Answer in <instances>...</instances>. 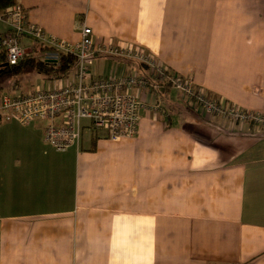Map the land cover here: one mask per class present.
Wrapping results in <instances>:
<instances>
[{"label":"crops","instance_id":"crops-1","mask_svg":"<svg viewBox=\"0 0 264 264\" xmlns=\"http://www.w3.org/2000/svg\"><path fill=\"white\" fill-rule=\"evenodd\" d=\"M15 5L49 37L76 45L86 24L96 45L139 46L209 97L264 113V0ZM87 65L148 74L100 52ZM134 92L161 110L128 138L84 128L58 151L45 120L0 124V264H264L263 128L208 116L176 87Z\"/></svg>","mask_w":264,"mask_h":264},{"label":"built area","instance_id":"built-area-1","mask_svg":"<svg viewBox=\"0 0 264 264\" xmlns=\"http://www.w3.org/2000/svg\"><path fill=\"white\" fill-rule=\"evenodd\" d=\"M0 21L10 27L0 33V51L4 52L6 62L10 65L18 64L32 52V49L21 44V38L25 36L61 51L72 52L78 59L76 69L60 84L26 93L4 92L0 97V124L16 120L21 125H29L45 120L44 139L58 151L77 145L84 128L106 130L114 140L134 136L142 111L153 109V105L134 91L157 89L159 81L174 82L208 116L222 115L232 122H248L264 130V113L244 110L234 104L210 98L203 88H196L191 82L168 74V69L158 64L143 49L132 45H96L92 39V28L86 24L82 26L80 42L70 45L56 37L47 36L41 27L30 24L24 10L17 5L1 11ZM97 52L140 61L147 65L148 74L95 76L87 61ZM84 121H87L88 126L84 125Z\"/></svg>","mask_w":264,"mask_h":264},{"label":"trees","instance_id":"trees-1","mask_svg":"<svg viewBox=\"0 0 264 264\" xmlns=\"http://www.w3.org/2000/svg\"><path fill=\"white\" fill-rule=\"evenodd\" d=\"M15 4L16 0H0V12ZM77 64L78 59L74 53L61 51L36 39H34L33 51L16 65L8 64L4 52L0 51V97L6 89H18L23 78L32 74H41L49 81L67 78L76 69ZM167 72L172 74L169 70ZM8 83L12 86L10 87ZM159 85L157 89L151 91L171 87V83L167 81H159Z\"/></svg>","mask_w":264,"mask_h":264},{"label":"rangeland","instance_id":"rangeland-1","mask_svg":"<svg viewBox=\"0 0 264 264\" xmlns=\"http://www.w3.org/2000/svg\"><path fill=\"white\" fill-rule=\"evenodd\" d=\"M110 44H113V43H110ZM120 46V45H119ZM123 47H128V46H123ZM132 47H138V48H140L141 50H142V48L141 47H139V46H135V45H132ZM145 51V50H144ZM146 52V51H145ZM147 53V55H150V56H152V58H154V59H156V57L155 56H153V55H151V54H149L148 52H146ZM109 57H113V58H117L118 60H120V61H122V62H130L129 63V65H131L132 66V68L133 67H135L136 66V64H140V65H142L143 67H145V70H147L148 71V67H147V65H145V64H143V63H141L140 61H137V60H135V59H127V58H119V57H115V56H109ZM157 63L158 64H160L158 61H157ZM137 67V66H136ZM134 73H136V74H144V73H139L138 72V69H136V70H132L131 72H129L128 74H125V75H133ZM170 74V73H169ZM146 75V74H145ZM170 75H172L173 77H180V79L182 80V81H188V82H191L196 88H200L199 86H197L196 85V83H195V81H194V79H193V77L192 76H190V75H178V74H170ZM172 77V78H173ZM62 80V82H64L65 81V78H64V80L63 79H61ZM51 84H57V82H52V81H48L43 75H41V74H38V73H36V74H32V75H30L29 76V78H27V79H24L23 80V82H22V84H21V86L19 87V89H17L16 91L17 92H20V93H26V92H29V91H33V90H35V89H40V88H49V86H51ZM60 84V83H59ZM8 85L11 87L12 86V84L11 83H8ZM55 86V85H54ZM171 87H176L175 86V84H174V82L171 84ZM177 88V87H176ZM178 90H180L179 88H178ZM143 91H150V90H143ZM151 92V91H150ZM204 92H206L205 90H204ZM11 93H14V92H11ZM184 94V93H183ZM144 100V99H143ZM156 105H159V106H156ZM152 106V105H151ZM157 108V109H156ZM160 110H161V105L159 104V103H154L153 104V109H152V111L154 112V113H157L158 114V112H160ZM84 122H86V121H84ZM125 138H128V137H125Z\"/></svg>","mask_w":264,"mask_h":264}]
</instances>
